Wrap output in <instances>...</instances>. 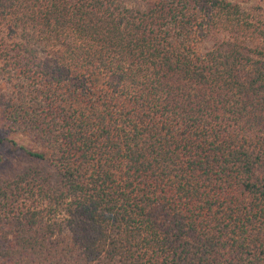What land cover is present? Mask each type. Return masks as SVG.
Here are the masks:
<instances>
[{
    "label": "trees",
    "instance_id": "trees-1",
    "mask_svg": "<svg viewBox=\"0 0 264 264\" xmlns=\"http://www.w3.org/2000/svg\"><path fill=\"white\" fill-rule=\"evenodd\" d=\"M263 2L0 0V264H264Z\"/></svg>",
    "mask_w": 264,
    "mask_h": 264
},
{
    "label": "rangeland",
    "instance_id": "rangeland-1",
    "mask_svg": "<svg viewBox=\"0 0 264 264\" xmlns=\"http://www.w3.org/2000/svg\"><path fill=\"white\" fill-rule=\"evenodd\" d=\"M246 4H256L259 0H240ZM264 6V2H263ZM227 37L226 32H212L200 44L202 50H208ZM19 143L31 150L45 151V149L38 145L35 138L28 137L14 130V127L6 120L4 115L0 112V176L1 173L10 168L18 170L27 168L29 166H42V163L30 156L25 150L11 142Z\"/></svg>",
    "mask_w": 264,
    "mask_h": 264
}]
</instances>
